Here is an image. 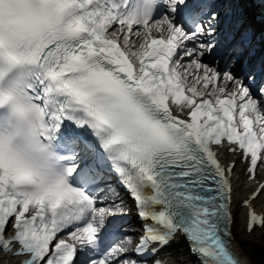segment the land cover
Returning <instances> with one entry per match:
<instances>
[{"label": "snow or ice", "instance_id": "snow-or-ice-1", "mask_svg": "<svg viewBox=\"0 0 264 264\" xmlns=\"http://www.w3.org/2000/svg\"><path fill=\"white\" fill-rule=\"evenodd\" d=\"M232 0H229L231 3ZM0 0V251L18 264H163L177 235L199 264H248L232 247L226 148L264 168V64L204 62L208 0ZM257 75L261 83L256 87ZM105 170L144 221L115 238ZM246 228L264 229L251 206Z\"/></svg>", "mask_w": 264, "mask_h": 264}, {"label": "bare ground", "instance_id": "bare-ground-1", "mask_svg": "<svg viewBox=\"0 0 264 264\" xmlns=\"http://www.w3.org/2000/svg\"><path fill=\"white\" fill-rule=\"evenodd\" d=\"M216 38H218V37H216ZM204 62H206V61H204ZM206 63H209V62H206ZM210 64H212V62H210ZM238 167H239V165H238ZM237 173H238V178L234 182V185H235V187H234V198L236 196H239L243 191L247 190V188L250 184V182L244 180V177H242V175L239 174V172H237ZM260 201H261V199L259 197L258 199L254 200V203L258 204ZM239 207H240V204H239ZM236 210L239 212V210H241V209L239 208ZM242 230H243V232L239 233V228L234 227L233 246L238 251V253L241 255L243 260H245V258H246L247 262L249 264H251L250 257L247 254V251L245 248V244L251 240L254 241L257 238L262 237L264 235V229L261 228L255 232L247 233L244 230V226H243ZM170 255L172 256V253H170ZM172 260H173V263H171V264L177 263V259L175 257H173ZM0 264H15V261H14L13 257L7 258L5 255H2L0 253Z\"/></svg>", "mask_w": 264, "mask_h": 264}, {"label": "rangeland", "instance_id": "rangeland-1", "mask_svg": "<svg viewBox=\"0 0 264 264\" xmlns=\"http://www.w3.org/2000/svg\"><path fill=\"white\" fill-rule=\"evenodd\" d=\"M235 224L240 226L239 214H238ZM238 226H236V228H238ZM239 233H241L240 229H239ZM245 248L253 264H264V238L259 244H256L254 241L247 242L245 244ZM180 255H183V254H180ZM183 264H189V263H187L186 261H183Z\"/></svg>", "mask_w": 264, "mask_h": 264}]
</instances>
